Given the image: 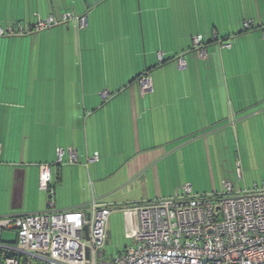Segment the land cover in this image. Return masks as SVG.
Here are the masks:
<instances>
[{
	"label": "crops",
	"instance_id": "obj_1",
	"mask_svg": "<svg viewBox=\"0 0 264 264\" xmlns=\"http://www.w3.org/2000/svg\"><path fill=\"white\" fill-rule=\"evenodd\" d=\"M38 1L0 0V23L52 16V0H41L39 8ZM105 1L81 15L83 27L74 25L82 38L78 72L1 99L0 218L76 209L93 197L112 205L167 198L182 194L185 184L195 194L222 192L224 152L233 151L232 168L233 157L242 166L247 145L239 129L264 123V0H236L231 11L240 17L231 20L230 0H166L169 21L159 11L161 0ZM186 23L202 36V56L195 44L179 52ZM162 49L171 53L164 51L168 57L159 62ZM69 148L78 153L74 164ZM45 163L51 200L39 186ZM121 219L128 243L137 219L116 210L111 232Z\"/></svg>",
	"mask_w": 264,
	"mask_h": 264
},
{
	"label": "built area",
	"instance_id": "obj_2",
	"mask_svg": "<svg viewBox=\"0 0 264 264\" xmlns=\"http://www.w3.org/2000/svg\"><path fill=\"white\" fill-rule=\"evenodd\" d=\"M70 16L65 14L64 19ZM79 18L83 27L87 18ZM55 21L53 15L46 20L38 17L29 28L39 31ZM251 23L247 21L246 27ZM25 31L22 25L19 31L0 27V36ZM193 40L202 56V36ZM140 81L146 91L150 85L144 82L149 77ZM68 151V163L78 162L76 150ZM64 152L59 150V162ZM98 158L96 153L89 161ZM235 174L239 179L243 176L240 161ZM39 186L51 200L50 164L40 165ZM116 210L133 213L137 222L130 227L123 250L107 256L110 217ZM3 229L13 230L15 240H1ZM0 264H264V185L236 190L228 180L222 192L195 194L185 184L182 194L167 198L112 205L93 197L76 209L1 217Z\"/></svg>",
	"mask_w": 264,
	"mask_h": 264
},
{
	"label": "rangeland",
	"instance_id": "obj_3",
	"mask_svg": "<svg viewBox=\"0 0 264 264\" xmlns=\"http://www.w3.org/2000/svg\"><path fill=\"white\" fill-rule=\"evenodd\" d=\"M95 1L96 0H52V15L56 21L49 27H45L39 31H30L29 28V25L33 24L34 21L38 19V14H36V16L33 15L31 20L27 17L24 20L17 21L18 18H16L14 22L0 23L1 27L5 30L13 26L16 31H19L20 25L26 30V33L22 35L6 34L0 36V106L3 105L1 99L7 92L28 89L29 86L32 89L34 88L33 84H35V88L37 89H44L45 83L52 82L51 79H53V75L61 73L73 75L78 72V68L80 67L78 61L82 53V38L81 31H77L76 33L74 25L76 24L81 28L79 17H81V15H85L86 17H88L89 14L91 15L92 10L97 7ZM183 2L184 1L180 4L181 11H183ZM12 3L13 2H10V4ZM42 3L43 1H38V8ZM105 3L114 4L115 0H106ZM121 4L122 1L120 5ZM232 4L236 5L237 1L230 0L229 4L227 3V5H229L228 16L230 20L233 19L232 15L240 17V15H236L237 12L231 11ZM159 11L165 14L164 17L166 21H169L167 13H170V11L172 12V8L170 9V6L166 5V0H161ZM126 13H128V9ZM9 14H12V11H9ZM65 14H70L71 16L64 19ZM48 18L49 16L42 19L46 20ZM184 19H182V21ZM186 25L187 29H185L183 34L185 38L181 40L180 53L188 50L190 46L194 47L195 42L193 43V38L197 37L196 28L191 27V24L188 25V23H186ZM122 31V34H126V32L128 34L129 26L127 25L126 30L123 29ZM112 35L119 36V34ZM164 51L167 54L171 53L167 49L156 52L159 62L162 60L160 54L164 55L165 58L168 57ZM175 51L176 50H174V52ZM146 69L147 68L142 70L143 75L147 73ZM138 88L139 90L141 88L139 84ZM239 130L243 142L247 145L242 160L243 176L240 179L236 176L234 172V170L236 171L235 165H237L235 163L236 159L233 157L234 167L232 168L230 157L231 155L234 156V154L232 151L230 155V152L227 150L224 154L228 157L226 161L228 172L227 176H225L226 180L224 183L230 180L234 183L236 190L245 188L252 189L255 186L262 187L264 185V123H247L245 128ZM233 139L236 140L234 137ZM231 150H233V147H230V151ZM204 180L209 181V178L206 177ZM220 186L221 188L219 191H222L221 183ZM113 223L112 236L105 250L107 256L117 255L127 244L123 220L114 221ZM15 238L16 233L13 230L3 229L1 240L14 241Z\"/></svg>",
	"mask_w": 264,
	"mask_h": 264
},
{
	"label": "water",
	"instance_id": "obj_4",
	"mask_svg": "<svg viewBox=\"0 0 264 264\" xmlns=\"http://www.w3.org/2000/svg\"><path fill=\"white\" fill-rule=\"evenodd\" d=\"M86 229V231H87V227L85 228ZM111 236H112V232H111V230L109 229V231H108V237H109V239L111 238Z\"/></svg>",
	"mask_w": 264,
	"mask_h": 264
},
{
	"label": "trees",
	"instance_id": "obj_5",
	"mask_svg": "<svg viewBox=\"0 0 264 264\" xmlns=\"http://www.w3.org/2000/svg\"><path fill=\"white\" fill-rule=\"evenodd\" d=\"M35 22H36V21H35ZM139 75H141V74H139ZM139 75L137 76V78L140 77ZM137 78H136V79H137Z\"/></svg>",
	"mask_w": 264,
	"mask_h": 264
}]
</instances>
